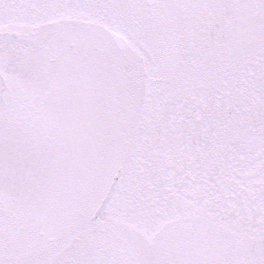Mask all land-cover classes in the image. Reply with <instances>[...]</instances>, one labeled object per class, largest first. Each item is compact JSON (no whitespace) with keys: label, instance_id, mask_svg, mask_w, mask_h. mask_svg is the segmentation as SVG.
Returning <instances> with one entry per match:
<instances>
[{"label":"snow or ice","instance_id":"6c2138e0","mask_svg":"<svg viewBox=\"0 0 264 264\" xmlns=\"http://www.w3.org/2000/svg\"><path fill=\"white\" fill-rule=\"evenodd\" d=\"M0 264H264V0H0Z\"/></svg>","mask_w":264,"mask_h":264}]
</instances>
